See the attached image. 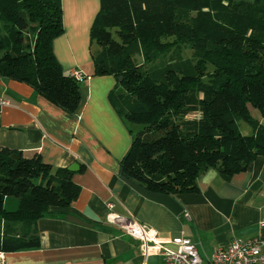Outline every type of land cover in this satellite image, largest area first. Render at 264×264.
Segmentation results:
<instances>
[{
	"label": "trees",
	"instance_id": "obj_1",
	"mask_svg": "<svg viewBox=\"0 0 264 264\" xmlns=\"http://www.w3.org/2000/svg\"><path fill=\"white\" fill-rule=\"evenodd\" d=\"M62 13L61 0H0V76L73 114L81 82L53 52ZM90 53L92 73L118 81L108 97L132 137L119 161L125 180L173 196L196 191L210 167L232 175L264 155V0H100ZM72 175L0 147V252L39 247L37 221L79 195Z\"/></svg>",
	"mask_w": 264,
	"mask_h": 264
},
{
	"label": "crops",
	"instance_id": "obj_2",
	"mask_svg": "<svg viewBox=\"0 0 264 264\" xmlns=\"http://www.w3.org/2000/svg\"><path fill=\"white\" fill-rule=\"evenodd\" d=\"M99 3L61 0L64 31L53 41L54 55L64 72L78 69L90 76L80 83L75 113L65 112L25 82L0 76V100H7L0 102V147L26 156L37 153L54 167L68 168L80 187L68 208H51L37 221L39 247L2 252L3 264H163L159 254L145 256L139 241L105 222L109 202L112 212L134 217L163 238H190L202 264H211L210 254L233 238H257L264 248V155L232 175L210 167L217 175L209 183L203 178L210 168L200 173L196 191L173 195L183 207L179 214L146 198L123 178L119 161L132 137L108 97L116 82L112 75L92 73L90 28ZM10 197L4 207L13 210L18 201ZM68 215L88 225L68 221Z\"/></svg>",
	"mask_w": 264,
	"mask_h": 264
},
{
	"label": "built area",
	"instance_id": "obj_3",
	"mask_svg": "<svg viewBox=\"0 0 264 264\" xmlns=\"http://www.w3.org/2000/svg\"><path fill=\"white\" fill-rule=\"evenodd\" d=\"M69 74L79 82L90 78L78 69H73ZM0 102L7 103V100L1 99ZM112 206L111 202L107 203L108 212L105 222L139 241L145 256L159 254L163 264H202V258L190 238L184 235L163 238L157 231L140 223L134 217L112 212ZM188 215L184 212L185 217ZM3 261L4 255L0 252V264H3ZM209 262L211 264H264L263 242L257 238H233L227 246L214 250L209 256Z\"/></svg>",
	"mask_w": 264,
	"mask_h": 264
},
{
	"label": "water",
	"instance_id": "obj_4",
	"mask_svg": "<svg viewBox=\"0 0 264 264\" xmlns=\"http://www.w3.org/2000/svg\"><path fill=\"white\" fill-rule=\"evenodd\" d=\"M263 176H264V168L262 170L261 177ZM126 182L146 198L166 206L175 214H179L183 209V207L176 201V199L172 195L149 191L145 187L129 179H126ZM66 220L80 225H88L79 218L72 215L66 216Z\"/></svg>",
	"mask_w": 264,
	"mask_h": 264
},
{
	"label": "rangeland",
	"instance_id": "obj_5",
	"mask_svg": "<svg viewBox=\"0 0 264 264\" xmlns=\"http://www.w3.org/2000/svg\"><path fill=\"white\" fill-rule=\"evenodd\" d=\"M183 56L184 57H190L191 56V50L188 47H186V46L184 47ZM138 61H140V59H138ZM115 82H118V81L115 80ZM250 115H251V117L256 118V119L260 118L259 111L257 109H255V108H252V107H250ZM191 116H194V115L192 114ZM131 126H133L135 128L134 124H131ZM238 126H239L240 131L243 134H250L252 132L251 127L242 119L238 120ZM134 128H132V129H134ZM10 198L14 199L16 197L15 196H11Z\"/></svg>",
	"mask_w": 264,
	"mask_h": 264
},
{
	"label": "clouds",
	"instance_id": "obj_6",
	"mask_svg": "<svg viewBox=\"0 0 264 264\" xmlns=\"http://www.w3.org/2000/svg\"><path fill=\"white\" fill-rule=\"evenodd\" d=\"M217 175L215 169H209L207 174L204 176V182L209 183Z\"/></svg>",
	"mask_w": 264,
	"mask_h": 264
}]
</instances>
